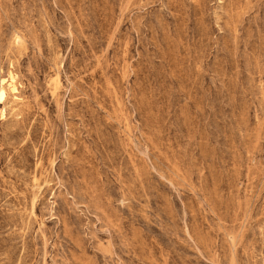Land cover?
<instances>
[{"label":"rangeland","instance_id":"rangeland-1","mask_svg":"<svg viewBox=\"0 0 264 264\" xmlns=\"http://www.w3.org/2000/svg\"><path fill=\"white\" fill-rule=\"evenodd\" d=\"M9 74L0 264H264V0H0Z\"/></svg>","mask_w":264,"mask_h":264},{"label":"bare ground","instance_id":"bare-ground-1","mask_svg":"<svg viewBox=\"0 0 264 264\" xmlns=\"http://www.w3.org/2000/svg\"><path fill=\"white\" fill-rule=\"evenodd\" d=\"M13 81L14 77L10 74L8 75L7 79H3L0 77V104L6 100L8 91H14Z\"/></svg>","mask_w":264,"mask_h":264}]
</instances>
